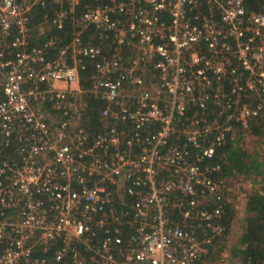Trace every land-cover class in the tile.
<instances>
[{
	"label": "built area",
	"instance_id": "1",
	"mask_svg": "<svg viewBox=\"0 0 264 264\" xmlns=\"http://www.w3.org/2000/svg\"><path fill=\"white\" fill-rule=\"evenodd\" d=\"M59 1L65 46L30 26L45 0H0V264H230L206 260L227 203L209 161L264 112V9ZM88 63L90 87L55 86Z\"/></svg>",
	"mask_w": 264,
	"mask_h": 264
},
{
	"label": "trees",
	"instance_id": "2",
	"mask_svg": "<svg viewBox=\"0 0 264 264\" xmlns=\"http://www.w3.org/2000/svg\"><path fill=\"white\" fill-rule=\"evenodd\" d=\"M87 3H93V0H77L75 13L78 14ZM246 5L249 10L264 9V0H246ZM67 3L59 0H45L44 5L36 6L32 13L30 26L45 25V33L47 35H56L59 39L57 45L65 46L72 38L74 24L72 18L68 17L62 29L55 30L51 25V20L56 11L64 9ZM93 29L89 28L82 34L83 41L89 42V34ZM35 40V39H34ZM95 43V41H92ZM92 65L88 63L84 69L80 71V84L82 87H90L89 75L92 72ZM86 107L83 113V122L87 124L90 131L102 129V121L100 120V108L102 103L93 97L86 98ZM249 130L254 135L260 136L264 141V112L261 116L250 121ZM236 126L228 128L227 142L223 146L217 148L215 157L209 161L211 164L221 165V175L229 178L235 175H243L250 177L259 175L261 178V186L247 197L246 216L244 231L240 238L241 246L236 248L235 256L238 259V264H264V154L259 152L249 153L242 149L241 142L243 139L236 132ZM250 128V129H249ZM236 132V136L231 137ZM239 143V144H238ZM216 174L214 173L213 176ZM234 214L232 204L226 203L223 208L221 218L218 221L225 226V232L230 225L231 217ZM208 254L206 260L214 253V242L207 245ZM39 256V255H37Z\"/></svg>",
	"mask_w": 264,
	"mask_h": 264
},
{
	"label": "rangeland",
	"instance_id": "3",
	"mask_svg": "<svg viewBox=\"0 0 264 264\" xmlns=\"http://www.w3.org/2000/svg\"><path fill=\"white\" fill-rule=\"evenodd\" d=\"M247 129L248 128L239 129L240 131H242V132H240V134H238V136H241L243 139L241 142H239L242 145V149L245 150L246 152H249V153L259 152L261 155L264 154V141H262L260 139L261 135L260 136L254 135L253 133H251ZM239 179H241V178H239ZM239 179L235 180L234 177H232V179H227V188H229L233 183H235V184L239 183L240 182ZM246 179H249L248 185H246V186L240 185V187L243 188V190L241 192L245 191V192L251 194L260 188L259 185H261L260 184L261 178L259 175H252L250 177H246L245 180ZM242 182L244 185L245 184L244 181H242ZM252 189H254V190H252ZM228 193H230V195H228ZM232 193H233L234 201L231 198ZM239 197H241L239 195V192H235L232 190L228 191V189H227V191L224 195V200H225V202L232 204L233 208L236 210V216H237L236 217V222H237L236 231L233 233L232 236L230 234H227L228 236H226V232H225L223 238H221L220 240H218L217 242L214 243V250H213L214 253L208 258V262L218 263L221 261V259L229 261L230 264H235L236 262H238V259L235 256V250H236V248H240V246H241L240 239H239L240 237L238 234L243 230L242 228L245 225V216L247 214V212L244 211V209H242V207H241V200L239 199ZM225 204H223V205H225Z\"/></svg>",
	"mask_w": 264,
	"mask_h": 264
},
{
	"label": "crops",
	"instance_id": "4",
	"mask_svg": "<svg viewBox=\"0 0 264 264\" xmlns=\"http://www.w3.org/2000/svg\"><path fill=\"white\" fill-rule=\"evenodd\" d=\"M30 44L31 45H34L35 44V42L33 41V40H31V42H30ZM55 86L56 87H60V88H64V87H71V88H74L75 90L76 89H79L80 87H82L81 86V84H72V85H67V84H65V83H63V82H57V83H55ZM80 86V87H79ZM232 177H234V179L235 180H238L239 178H241V179H239L240 180V182L239 183H233L229 188H227L228 189V191L230 190H232V191H235V192H239V195L241 196V197H239V199L241 200V207H242V209H244V211H246L247 209V207H246V203H247V197H248V195L250 194V193H247V192H245V191H243V192H241L242 190H243V188L242 187H240V185H242V186H246V185H248V180L249 179H246L245 180V178H244V176L243 175H235V176H232ZM232 177H229V178H226V179H232ZM242 181H244V185H243V182ZM259 186H261V185H259ZM240 187V188H239ZM254 188V187H253ZM252 190H254V189H252ZM228 195H230V193H228ZM232 199H233V201H234V198H233V193H232V197H231ZM229 200V199H228ZM233 206V205H232ZM234 209V208H233ZM236 210L234 209V214H233V216L231 217V221H230V225L228 226V230H227V232H226V236H228L227 234H230L231 236L233 235V233L236 231V225H237V222H236ZM238 219V218H237ZM243 230L238 234L239 235V237L241 238V236H242V234H243V231H244V227L242 228ZM237 235V236H238ZM223 238V237H222ZM232 238V237H231ZM239 238V239H240ZM235 264H238V262H236Z\"/></svg>",
	"mask_w": 264,
	"mask_h": 264
}]
</instances>
